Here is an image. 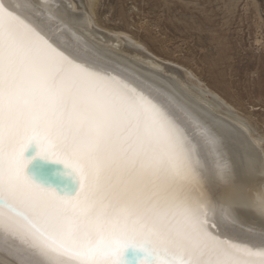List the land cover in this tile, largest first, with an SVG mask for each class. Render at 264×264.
<instances>
[{
  "label": "bare ground",
  "instance_id": "obj_1",
  "mask_svg": "<svg viewBox=\"0 0 264 264\" xmlns=\"http://www.w3.org/2000/svg\"><path fill=\"white\" fill-rule=\"evenodd\" d=\"M99 2L0 0V41L112 115L108 175L118 203L177 239L195 264H264V131L254 114L135 34L100 24ZM5 229L23 237L21 264H59L0 218Z\"/></svg>",
  "mask_w": 264,
  "mask_h": 264
},
{
  "label": "snow or ice",
  "instance_id": "obj_2",
  "mask_svg": "<svg viewBox=\"0 0 264 264\" xmlns=\"http://www.w3.org/2000/svg\"><path fill=\"white\" fill-rule=\"evenodd\" d=\"M112 125L95 99L0 41V218L54 250L59 264H195L112 194ZM25 247L21 235L0 231V264H21Z\"/></svg>",
  "mask_w": 264,
  "mask_h": 264
},
{
  "label": "rangeland",
  "instance_id": "obj_3",
  "mask_svg": "<svg viewBox=\"0 0 264 264\" xmlns=\"http://www.w3.org/2000/svg\"><path fill=\"white\" fill-rule=\"evenodd\" d=\"M100 2L96 7L100 24L129 31V34H135L137 39L146 42L148 48H153L154 53L192 68L209 86L214 89L219 87L218 92L237 105L239 110L241 108L242 113L254 114V120L264 131V0ZM220 62L222 65H219ZM212 65L219 66L213 68ZM215 69L218 71L215 72ZM210 72L213 78L209 76ZM216 81L221 83L216 84ZM242 110H247L249 114Z\"/></svg>",
  "mask_w": 264,
  "mask_h": 264
}]
</instances>
